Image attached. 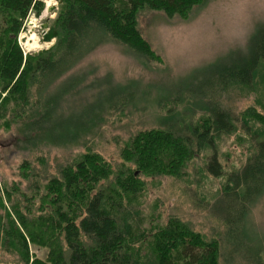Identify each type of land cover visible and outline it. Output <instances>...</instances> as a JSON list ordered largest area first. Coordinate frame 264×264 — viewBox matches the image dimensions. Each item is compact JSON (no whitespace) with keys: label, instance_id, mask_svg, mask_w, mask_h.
Returning a JSON list of instances; mask_svg holds the SVG:
<instances>
[{"label":"trees","instance_id":"16d2710c","mask_svg":"<svg viewBox=\"0 0 264 264\" xmlns=\"http://www.w3.org/2000/svg\"><path fill=\"white\" fill-rule=\"evenodd\" d=\"M205 1L61 0L48 34L54 44L38 54H25L18 37L30 14L41 15L44 3L0 0V118L18 119L27 130L36 131L38 139L58 142L67 133L75 142L91 124L66 126L58 136H50V124L61 95L79 81L69 80L57 94H47L52 83L106 43L161 63L140 31L139 13L188 14ZM261 63L264 26L252 37L245 60L231 73L250 84ZM262 95L264 99V88ZM113 102L109 110L124 109V102ZM235 128L231 115L218 111L198 124L142 130L121 144V162L115 166L88 149L44 185L40 172L24 160L20 183L0 186V210L5 211L0 212V252L14 254L17 264H220L218 242L206 240L178 218L166 223L155 220L147 227L139 199L147 185L142 176L182 177L203 150L210 151L203 169L224 175L216 137ZM246 129L252 130L249 124ZM253 136L252 154L241 168L228 173L213 200L224 199L219 215L234 242L244 239L247 212L264 194V130H253ZM37 163L46 161L40 157ZM23 181L29 183L26 189ZM31 246L44 250V257L31 255ZM251 260L264 263L260 248L252 251Z\"/></svg>","mask_w":264,"mask_h":264},{"label":"rangeland","instance_id":"374dc122","mask_svg":"<svg viewBox=\"0 0 264 264\" xmlns=\"http://www.w3.org/2000/svg\"><path fill=\"white\" fill-rule=\"evenodd\" d=\"M42 1L41 15L30 14L18 37L26 54H38L55 42L48 34L60 0ZM48 2L56 8L45 16ZM138 25L161 63L106 43L52 83L47 94H57L69 80L79 81L61 95L50 124V136L60 135L66 126L91 124L88 131L77 134L75 142L63 131L58 142L38 139L36 131L27 130L18 119L0 118V186L20 183L24 160L40 172L44 185L88 149L115 166L121 162V144L139 131L198 124L212 113L227 111L236 128L216 137L224 175L203 169L210 153L203 150L192 158L182 177L142 176L147 185L139 202L147 227L151 222L178 218L206 240L218 242L220 264H255L251 260L254 249L260 248L264 259V194L250 206L244 239L239 242L230 239L219 215L224 199L213 200L228 173L241 168L252 154L253 130H264V63L257 66L250 84L231 73L245 60L252 37L264 26V0H206L188 14L174 16L144 10L138 15ZM111 101L124 102V109L109 110ZM247 124L252 130L246 129ZM40 157L45 165L37 163ZM22 183V189L29 186ZM4 203L11 211V204ZM30 253L44 257V250L34 246ZM0 264H17L16 256L0 252Z\"/></svg>","mask_w":264,"mask_h":264},{"label":"bare ground","instance_id":"6f19581e","mask_svg":"<svg viewBox=\"0 0 264 264\" xmlns=\"http://www.w3.org/2000/svg\"><path fill=\"white\" fill-rule=\"evenodd\" d=\"M59 3H61V2H59ZM53 6L56 8V6L54 5V3H52V2H48V3H47L46 10H45V12H44V15H45V16L49 15L52 11L55 10V8H54L53 10L50 11V8L53 7ZM48 28H49V24H48V27H46L45 29H48ZM34 36H35V35L33 34L32 38H34ZM27 44H28V43H27ZM25 54H26V53H25Z\"/></svg>","mask_w":264,"mask_h":264},{"label":"water","instance_id":"95a60500","mask_svg":"<svg viewBox=\"0 0 264 264\" xmlns=\"http://www.w3.org/2000/svg\"><path fill=\"white\" fill-rule=\"evenodd\" d=\"M59 2H61V0H60ZM54 8H55L54 6H53V7H51V8H50V11H51V10H53ZM46 27H48V25H47V24H46V25H44V28H46Z\"/></svg>","mask_w":264,"mask_h":264}]
</instances>
